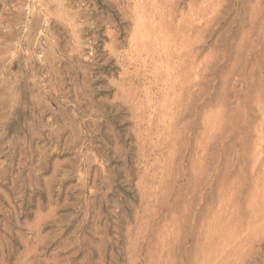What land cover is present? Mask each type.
Listing matches in <instances>:
<instances>
[{
    "label": "rangeland",
    "instance_id": "rangeland-1",
    "mask_svg": "<svg viewBox=\"0 0 264 264\" xmlns=\"http://www.w3.org/2000/svg\"><path fill=\"white\" fill-rule=\"evenodd\" d=\"M62 1L87 20L71 52L35 0H0V264H186L197 234L240 243L229 264H264V0H174L182 102L162 149L161 123L139 139L170 85L138 65L128 79L107 47L118 29L126 51L131 23L115 0Z\"/></svg>",
    "mask_w": 264,
    "mask_h": 264
},
{
    "label": "bare ground",
    "instance_id": "bare-ground-1",
    "mask_svg": "<svg viewBox=\"0 0 264 264\" xmlns=\"http://www.w3.org/2000/svg\"><path fill=\"white\" fill-rule=\"evenodd\" d=\"M35 1L43 11L41 12L42 15L46 17L47 24L49 20L53 17H55V19L63 21L66 24V27L69 30L68 32L69 40L67 41V45L64 48L65 51H67V49L70 50V52L76 49H81L80 46L81 32L85 22L87 21L82 19L83 15L79 12L72 13L69 9H67L63 5L62 0H35ZM115 1L118 4V9L122 15V19L124 21L130 22L132 28L131 31L129 32L130 36L128 39V49L124 52L118 51V48L121 46L118 41V37H119L118 29H115L113 32H111L110 43L107 45L109 49V54L112 56L123 57L122 65L124 67L123 68L124 75L126 76L133 75V73L129 71L130 67L131 65H138L137 69H135L136 74L137 72L143 73L145 77L146 75H148L147 73L150 72L151 75H153V81L155 84L159 85L161 83V85L164 86V89H166L165 86L168 84L170 85L169 89H171L172 97L169 99V102H167L168 106L166 104L165 105L163 104L164 106L161 105L163 109H166L167 106L166 109L167 111L165 112L170 115L167 114V116H164V112L160 113L156 109L153 110L149 117L148 127L146 128L145 133H143L144 136H141L139 141H142L141 145H144L145 139H147L146 143L148 141L150 142V140L152 139L151 135H154V133L152 134L151 132L159 123H161L163 124V127L161 129L162 132H158L156 134L155 138L157 141L156 144L154 145L159 146L158 148L160 149L168 148L169 146H172L174 144L175 134L176 132H178V130L176 129V124L178 122V116H180L181 113L179 112V110H181L179 106L180 103L182 102L181 96H182V88H183L180 78L181 44L183 43V41H180V36H179L181 23L180 21H178L177 23L176 17L174 16V11H175L174 0L165 3V5H163L164 7H162L160 3L161 0H115ZM111 2L114 1L111 0ZM107 22L110 21L107 20ZM43 33L45 34V38L49 40L50 47L48 49L46 48L41 49L39 53H41L42 56L41 60H44L45 63H47L45 67L46 74L50 77L55 72L54 62L57 56H55L54 46H57L58 44H56L55 37L53 38V33L49 27L45 29ZM7 39L6 36L0 37L1 48L3 47L4 43L7 42L6 41ZM3 48L7 49L6 47ZM1 56L2 55L0 54V57ZM162 68H164L165 70L161 71L160 69ZM128 79L131 80V77L128 76ZM167 93L169 94V92ZM188 93H190V95H187L188 99L190 100L192 99V93L191 92ZM168 94H165L166 100H168V96H169ZM145 109L146 108L144 107L142 112H144ZM260 109L262 110L261 111L262 115L260 116L261 117L260 130H259L260 141L258 148L260 158L258 159L259 160L258 162H260L261 167H264V105ZM141 116L143 117L144 113ZM165 133H167V136H163ZM184 237L181 240H179L180 244H183ZM195 239L196 240L198 239V241L200 240V243L198 242L200 244V247L197 246V244L193 243L198 248H200L199 253H197L196 255L195 253L198 250H195L196 252L194 254L196 256L190 259V257L192 256L191 254H193L194 251L192 252L190 250L191 247L189 246L190 249L189 248L188 249L192 253L188 251L190 257L189 258L185 257L188 260V263L186 264H229L231 262L230 261L231 259L236 258V252L237 250H239L238 248L240 243L238 244L237 242L233 240H228L226 238L216 239L213 237V234H197ZM195 239H193V242L196 241ZM190 241L192 242L191 239ZM184 244H186V242ZM179 253L181 255L180 256L181 258L177 256L176 259L178 258L182 259V255H184L183 253H185V250L180 249ZM168 261H166V263ZM183 263L184 262L181 261V264Z\"/></svg>",
    "mask_w": 264,
    "mask_h": 264
}]
</instances>
